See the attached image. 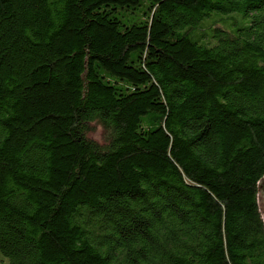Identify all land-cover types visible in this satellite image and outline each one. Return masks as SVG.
<instances>
[{
    "label": "trees",
    "instance_id": "trees-1",
    "mask_svg": "<svg viewBox=\"0 0 264 264\" xmlns=\"http://www.w3.org/2000/svg\"><path fill=\"white\" fill-rule=\"evenodd\" d=\"M263 177L264 0H0V264H264Z\"/></svg>",
    "mask_w": 264,
    "mask_h": 264
},
{
    "label": "rangeland",
    "instance_id": "rangeland-1",
    "mask_svg": "<svg viewBox=\"0 0 264 264\" xmlns=\"http://www.w3.org/2000/svg\"><path fill=\"white\" fill-rule=\"evenodd\" d=\"M231 16H232L231 21L228 20L226 23H219L218 26L223 28V29L229 30L233 26L232 23L233 24H239L244 20L240 15H238L236 13L231 14ZM257 201H258L259 209H260L261 214H262V218L264 219V195H263V192L260 190L258 192Z\"/></svg>",
    "mask_w": 264,
    "mask_h": 264
},
{
    "label": "bare ground",
    "instance_id": "bare-ground-1",
    "mask_svg": "<svg viewBox=\"0 0 264 264\" xmlns=\"http://www.w3.org/2000/svg\"><path fill=\"white\" fill-rule=\"evenodd\" d=\"M258 189L264 193V182H258Z\"/></svg>",
    "mask_w": 264,
    "mask_h": 264
},
{
    "label": "water",
    "instance_id": "water-1",
    "mask_svg": "<svg viewBox=\"0 0 264 264\" xmlns=\"http://www.w3.org/2000/svg\"><path fill=\"white\" fill-rule=\"evenodd\" d=\"M259 181L264 182V177L261 178L260 180H258V182H259ZM258 182H257V183H258ZM257 190H258V187H257ZM258 192H259V190H258ZM263 195H264V193H263Z\"/></svg>",
    "mask_w": 264,
    "mask_h": 264
}]
</instances>
